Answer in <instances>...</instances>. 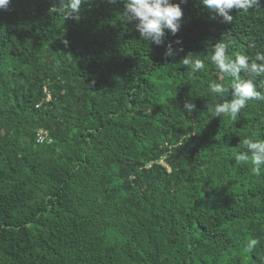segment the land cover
<instances>
[{
    "label": "trees",
    "instance_id": "1",
    "mask_svg": "<svg viewBox=\"0 0 264 264\" xmlns=\"http://www.w3.org/2000/svg\"><path fill=\"white\" fill-rule=\"evenodd\" d=\"M58 3L0 10V264H264V172L234 157L264 140V101L235 121L207 112L231 99L207 90L230 83L212 48L264 50V0L232 24L187 0L159 46L123 23L121 0H88L78 21Z\"/></svg>",
    "mask_w": 264,
    "mask_h": 264
},
{
    "label": "clouds",
    "instance_id": "2",
    "mask_svg": "<svg viewBox=\"0 0 264 264\" xmlns=\"http://www.w3.org/2000/svg\"><path fill=\"white\" fill-rule=\"evenodd\" d=\"M12 0H0V10H6ZM88 0H59L58 5L54 4L49 12L58 14L64 20H79L81 5ZM124 5L123 23L134 25L142 41L157 46L164 43L166 33L176 36L181 28V21L184 16L181 3L187 0H180V3H172V0H121ZM201 4L222 18V21L232 24L234 17L230 15L233 9L243 13L251 9L259 8L260 0H200ZM176 44L182 41L176 40ZM233 41L225 43L223 40L214 45L211 52V63L219 70V73L230 80L228 86L219 81H212L208 85V92L214 96H231V99H224L222 103L207 104V112L211 118L230 117L235 121L249 105L251 101H264V50L256 51L253 56L243 53L230 54V47ZM249 49H255L256 44L250 43ZM178 51H183L179 49ZM176 50L169 44L165 51V58L173 57ZM189 53L181 63L195 75L206 70L204 60L193 59ZM259 80V83L257 81ZM181 111L185 114H192L196 111V105L190 100L185 101ZM241 149L234 154L238 164H250L253 173L259 175L264 172V140L244 138L239 147ZM258 241L252 239L248 242L245 251H252Z\"/></svg>",
    "mask_w": 264,
    "mask_h": 264
},
{
    "label": "built area",
    "instance_id": "3",
    "mask_svg": "<svg viewBox=\"0 0 264 264\" xmlns=\"http://www.w3.org/2000/svg\"><path fill=\"white\" fill-rule=\"evenodd\" d=\"M46 136H47V132H40L39 135H38V142L39 143H43L46 139Z\"/></svg>",
    "mask_w": 264,
    "mask_h": 264
}]
</instances>
